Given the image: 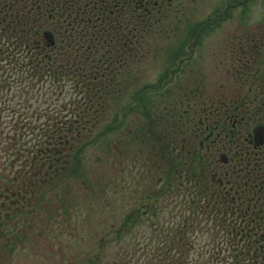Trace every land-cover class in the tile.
Masks as SVG:
<instances>
[{"label":"flooded vegetation","instance_id":"obj_1","mask_svg":"<svg viewBox=\"0 0 264 264\" xmlns=\"http://www.w3.org/2000/svg\"><path fill=\"white\" fill-rule=\"evenodd\" d=\"M256 1L258 16L244 13L242 21L248 26L234 34L237 48L226 51L225 64L221 59L222 83L208 87L197 75L199 66H184L190 59L186 56L177 67L165 66L164 72L176 67L172 73L183 77L173 76L166 83L176 92L166 94L164 113L128 131L119 128L113 148L108 147L114 151L112 163L93 171L95 177L91 172L79 180L67 166L60 173V158L73 155L82 136L61 133L48 147L50 160L35 156L32 164L23 165L20 182L0 186V204L3 199L9 208L21 207L17 211L24 210L31 229L40 223L48 228L59 264L65 259V264H195L198 259L192 256L214 251L220 234L240 246L252 263L264 264V0ZM202 2L0 0V55L8 56L5 42L10 39L21 45L16 55L23 54L32 71L89 74L95 58L107 55L104 44L102 52L90 51L106 43L108 37L101 33L105 24H146L154 45L156 36L168 38L177 26L193 22L190 17ZM250 3L238 0L244 10ZM219 16L210 15L208 23ZM128 55L133 57L119 50L108 56ZM136 61L133 57L131 71L137 69ZM98 69L120 72L106 63ZM134 101L120 106L118 115L126 113L127 105L131 111ZM107 109L103 106L101 112ZM107 117H98L100 123ZM84 124L86 142L96 124L88 118ZM139 150L144 154L138 156ZM60 180L65 184L58 186ZM80 182L85 186L81 195L74 193ZM120 194L134 201L121 214ZM82 198L83 204L77 205ZM198 202L204 204L199 207ZM209 204L214 209H206ZM83 208L88 215H82L79 225ZM165 211L170 216H160ZM17 231L19 227H12L13 234Z\"/></svg>","mask_w":264,"mask_h":264},{"label":"rangeland","instance_id":"obj_2","mask_svg":"<svg viewBox=\"0 0 264 264\" xmlns=\"http://www.w3.org/2000/svg\"><path fill=\"white\" fill-rule=\"evenodd\" d=\"M249 6L246 7L248 10H244L242 6H239L238 0H203L194 15L190 17L193 22L186 21L185 24L177 26L174 32H170L172 34L168 38L165 37L166 35L156 36L154 40L157 42L149 46L151 55L149 62L141 69L143 80L146 83H151L149 88L159 80L162 81L159 87H155L157 90L151 89L150 91V106L146 109L145 104L137 105L135 103L126 116L119 114L115 117H107L100 123L99 127L94 129L96 133H92L85 145L80 146L78 150L73 152V155L71 154L72 161L77 165L75 169L77 177L74 178L80 180L83 175L86 178L91 177V172L95 177L93 171L99 172V167L104 162L107 165L112 163L110 159L114 157L112 156L114 151L108 147L113 148V140L119 129L106 128V126L113 124L111 123L113 118H117L120 122L118 128L121 130H129L131 126L133 128L140 126L142 121L158 120L155 118H159V115L164 113L163 104L168 99L166 94L172 89L176 92L174 85L168 87L166 83L173 76H176L177 79L182 76L181 73H176L177 75L172 73L180 64L179 59L182 57L190 58L183 61L184 66L187 65L188 68L199 66V74L197 75L201 79H205V83L209 84L208 87L220 85L222 83L223 62L225 64L226 59H228L226 51L237 48V43L233 41L234 34H242L246 30L245 27L248 26L242 21L244 13L247 12L246 16L249 15L251 18L258 16L259 4L257 1L251 0ZM215 13L220 14L219 19H213L208 23L207 18ZM185 19L189 18L185 16ZM3 56L5 55L3 54ZM14 59V57L6 58V56L0 58L3 64V66L0 65V103L5 100V104H0V110H2L0 113V186L2 187L5 185L13 186L18 181L20 182L25 176L22 175L23 165H29L35 156L37 159L44 158L45 155L41 151L47 148L46 145L49 141L46 144L43 143L42 139L36 142L38 136L39 138L42 137L38 130L40 128L37 126L43 127L42 121L46 123L48 114H54L56 109L58 111L59 109L63 110L62 116L64 118L71 116L68 110L69 99L77 93L72 88L71 81L63 80L59 84L53 76L47 75L46 72L39 74L40 71H32L28 64L29 70L26 71V74L15 71L14 73V67L11 63ZM171 63L176 67L170 72H164V67L172 65ZM129 100L124 98L123 102L116 104L113 114L116 115L121 104ZM145 109L146 111H144ZM145 113L149 115L145 116ZM36 129L37 134L34 133ZM108 153L111 155H107ZM141 154L144 152L139 150L137 155L141 156ZM60 181L58 186L65 184L62 180ZM84 188L85 186H82L81 182L79 185L75 184L74 193L81 195L84 193L82 190ZM46 190V194H48L50 189L44 191ZM13 191L16 193V190ZM0 193L2 192L0 191ZM127 193L129 194V192ZM127 197L119 195L118 202L122 200V208L119 206L120 214L122 210H129L130 205L134 202L129 203L131 197L128 199ZM83 201V198L77 200V205L83 204ZM1 202L3 205L0 204V261H3V264H27V262L29 264H59V256L52 254L55 248L52 247V238H50L48 228H41L43 223H40L37 228L31 229L30 224H26L24 210L17 211L21 207L9 208L6 200L1 199ZM203 204L197 203L199 207ZM209 205L206 209H214V205ZM170 207L173 209V204ZM10 209H13L10 215H5ZM83 210L84 212L78 213L79 225L83 219L82 215H88L86 209L83 208ZM202 211L204 210L202 209ZM164 214L170 216L166 211L160 216ZM93 218L95 217L93 216ZM47 224L51 225L49 222ZM13 225L19 227L22 233L17 231L13 234L11 232ZM41 229L47 234L43 231L40 232ZM199 243L206 242L200 241ZM66 261L65 259L62 264H65Z\"/></svg>","mask_w":264,"mask_h":264},{"label":"trees","instance_id":"obj_3","mask_svg":"<svg viewBox=\"0 0 264 264\" xmlns=\"http://www.w3.org/2000/svg\"><path fill=\"white\" fill-rule=\"evenodd\" d=\"M101 31L105 38L108 37L110 39L107 38L106 43L101 41V43L93 46L95 43L94 42L92 45L93 47L90 49V51L96 54L100 53L103 50L102 45L104 44L105 54L107 55L104 58H95V64H92L95 65L93 66L94 70L91 73H47V75L53 76L59 84L63 80L71 81L72 88H74L77 93L75 94V96L69 99V109H67L69 110V114L71 116L64 118L62 116L63 110L59 109L58 111V109H56L53 112L54 114H48V116L46 117V123L45 121H42V123H44L43 127L37 126V128H40L38 130L44 139L42 137L39 138L38 136L36 138V142L42 139L43 143L46 144V142L49 141L46 145L47 148H44L41 151L43 155H45L44 158H47L46 160H50L49 154L51 153L48 150L49 144H52L57 135L62 133L64 136L68 135L71 138L72 136L75 137L77 136V134L82 133V136L77 138L76 145L84 146L85 142H83L82 129L85 125V119L88 118L89 121H93V123L96 124L95 127L91 126L90 131L87 135L89 138L93 132L96 133L94 129L96 127H99L100 120L98 117L103 114H110V117L118 116V112L116 113V115L113 114V109L116 104L123 102L124 98L136 100L134 101V103L136 102L137 105L145 104L146 109H148L151 99L149 98L150 91L151 89L157 90L155 87H159V85L157 86V84H153L149 88L151 83H146L143 80V73L141 72L143 66L146 65V61L149 60V57L151 56L149 53L150 40L147 37V34H151L152 32L149 31L148 25L139 23L138 21L136 22V24H128L123 22L119 23L113 21L102 26ZM154 32L156 31H153V33ZM21 49V45L19 46L18 42L12 41L10 39L5 42V50L7 51V57L9 59L15 57L16 53ZM119 50H126L127 53H130L133 57L136 58V70H130L133 68V64L131 63L133 57L129 55L127 58L108 56L109 54L116 53ZM18 57H20L21 59H18ZM11 63L14 67L13 72L15 71L21 74H26V71L29 70V68L27 67V61L23 57V54H19L13 60V62L11 61ZM17 63L19 64L17 65ZM104 63H106L107 65L117 66L118 68H120V72L101 71L99 69L96 70L101 64ZM39 66L42 67L41 64H39ZM39 74H44V72H40ZM134 103H132V105ZM124 104L125 103H122L121 106H123ZM103 106L108 107L105 112H101V108ZM125 106L126 105H124L123 107ZM128 107L129 105H127V111L123 116H126L130 112L131 107ZM146 109L144 111H146ZM147 115L149 114L145 113V116ZM60 117H63V119H60ZM111 121L114 126L113 124L110 126L107 125L106 128L110 127L112 129L115 128L116 130L119 129L118 127L120 122L117 120V118H113ZM34 133L37 134V129L34 131ZM72 160L73 159H71V154L70 156H64L60 158L59 163L62 164V166L60 167L61 174V170L65 172L67 167L69 169L74 168L72 172L74 177H76L75 169L77 165L74 164ZM16 193H18V190H16Z\"/></svg>","mask_w":264,"mask_h":264},{"label":"built area","instance_id":"obj_4","mask_svg":"<svg viewBox=\"0 0 264 264\" xmlns=\"http://www.w3.org/2000/svg\"><path fill=\"white\" fill-rule=\"evenodd\" d=\"M224 248L225 245L222 242H218L214 251L207 252L201 258L193 255V257L198 259L195 264H232L225 254Z\"/></svg>","mask_w":264,"mask_h":264}]
</instances>
